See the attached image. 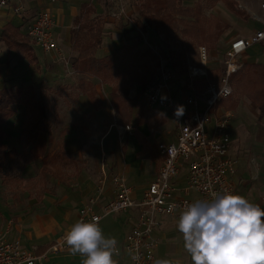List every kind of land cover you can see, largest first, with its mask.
Here are the masks:
<instances>
[{
	"label": "rangeland",
	"instance_id": "rangeland-1",
	"mask_svg": "<svg viewBox=\"0 0 264 264\" xmlns=\"http://www.w3.org/2000/svg\"><path fill=\"white\" fill-rule=\"evenodd\" d=\"M64 1V0H59ZM100 5L99 16L104 21V29L102 37V43L99 47L101 51L113 43V46H119L124 43H136V39L144 42V48L155 50L165 60L166 64L176 74V79H180L184 82H188L186 79V69L188 64L197 63V48L198 46H205L209 51V73L206 77L200 78L194 82L196 94L201 93L199 85L201 81H207V84L211 82L209 80L210 72L212 71L218 78L222 70L221 60L224 56V51L233 38L238 36H245L251 33L253 30L260 26V19L262 12L259 10L260 0H232L238 8L243 9L246 16H238L234 12L230 11L223 1H218L213 7H205L201 24L206 26V18L209 16L217 17L221 22L228 25L222 33L219 35L216 43L212 48H209L203 43L193 44L188 38L180 37L174 41H167L162 34L156 33L153 30H146L141 32L136 25V21L139 20L138 4L135 0H123L124 12L119 16H112L113 12L117 11V4L111 0H98ZM183 6H193L196 0H180ZM35 11H30V17H25V21L30 24ZM109 18L110 20H107ZM141 19V18H140ZM39 48V47H38ZM36 48L37 50H39ZM36 50V51H37ZM135 51H138L137 46ZM179 53L183 55L182 63L179 66L173 65L172 61L175 55ZM72 54V60L74 54ZM41 58V69L33 72L31 64L24 58H20V63L14 69V76L12 72L9 75L0 77V87H16L25 84H34L37 86L40 84L45 89L50 88L46 92V100L48 103V115L51 122V130L53 134L50 142L48 143L46 153L51 155L56 153L57 146L63 142L65 137L64 126L71 125V129L77 131L79 140L83 146L86 145L82 152V159L75 168H81L82 165L91 169L94 166L93 160L95 147L93 143L97 142L98 136L101 132L108 128L109 130H121L123 123L117 117L116 113L107 106V97L102 96V92L99 93L101 101L105 103V108H101L98 112H94L93 106L89 102H78L77 94L75 91L79 80L84 82L83 75H77L70 67L68 57L67 63L65 59H59L58 61H50L47 56L39 55ZM57 57V56H56ZM250 59L251 62H263L264 63V43L260 45H254L251 49L241 54L242 59ZM7 64L13 62L7 55L2 56ZM157 60H155V70L157 78ZM249 62V61H248ZM5 69H9V65L5 66ZM52 79L46 80L47 76ZM45 79V80H44ZM47 84L50 85V87ZM179 80L175 81L178 84ZM172 84V83H171ZM170 84V85H171ZM150 85V84H149ZM146 88V87H145ZM144 88V89H145ZM171 91L174 87L171 85ZM142 94L143 90H138ZM200 95V94H199ZM231 96H233V91ZM104 98V99H103ZM234 99V98H232ZM237 106L231 110V136L233 138L232 153L236 154L240 158L243 168L240 172L245 173L243 176V185L238 189L237 194L245 197L249 202L259 205L264 210V117L258 120V109L255 107L245 96H238ZM73 100L74 102H71ZM102 103V102H101ZM103 105V104H102ZM104 107V106H103ZM12 109V115L9 116L4 123L0 125L1 129H5V137L3 142L8 148H16L21 150L18 143V128L25 116V109L22 105L13 104L10 106ZM225 108V107H224ZM107 117V119L105 118ZM109 118V119H108ZM106 119V120H105ZM5 124V125H4ZM103 125V126H102ZM96 130H99L98 132ZM99 133V134H97ZM73 154V153H72ZM99 154V152L97 153ZM105 155V154H104ZM100 155L97 158L96 166L100 169V177L96 178L98 181H106L109 179L111 183V177L114 175L116 162L112 159L107 163L106 157ZM74 157V156H73ZM104 166V167H103ZM42 163L40 158L31 159L29 163H23L15 161L11 164L10 169H4V172L0 174V227L3 226V222L9 216L13 222L18 218H23V215H33L36 211H42V209H49L50 201L55 193H60V188L57 186L56 180L52 175L44 170H41ZM106 168L109 169L107 173ZM74 166L69 168H63V172L67 176H73L75 174ZM76 170V169H75ZM69 171H71L69 173ZM87 171V170H86ZM75 177V176H74ZM53 203V202H52ZM57 205V203H56ZM5 228V227H4ZM4 230V229H3ZM3 230L0 228V234H3ZM126 230H122L119 238H123ZM61 233L56 237H50L47 243L57 239ZM174 236L166 238L162 241L164 251L169 259L175 264H193L189 253L184 248L182 234L175 232ZM178 236V237H177ZM53 238V239H52ZM154 238L156 243L159 244L161 240L158 237ZM182 241V242H181ZM161 242V243H162ZM156 244V245H157ZM178 247V251L175 248ZM64 249L61 252H65ZM60 253V252H59ZM62 254L53 256L55 254L49 253L48 256L41 261L40 264H82L85 258H70L64 263L62 258L65 256Z\"/></svg>",
	"mask_w": 264,
	"mask_h": 264
},
{
	"label": "built area",
	"instance_id": "built-area-1",
	"mask_svg": "<svg viewBox=\"0 0 264 264\" xmlns=\"http://www.w3.org/2000/svg\"><path fill=\"white\" fill-rule=\"evenodd\" d=\"M11 1L0 0V7ZM111 1L117 3V11L112 16L121 15L124 12L123 0ZM259 9L262 12L260 26L248 35L229 41L221 60L220 75L215 82H209L200 95L196 94L194 82L209 73V51L205 46L197 48V63L187 65L188 82L182 81L184 95L180 99L164 93L177 77L161 55L151 48L157 55V78L143 90L142 98L148 110H162L173 122L177 129L176 138L172 142L158 143L162 164L139 199L131 197L132 188L123 175H114L111 177L112 196L109 200L101 201L105 181H100L94 193L78 209L74 222H91L96 217L99 223L107 215L137 209L136 219L123 242L128 264H155L157 243L153 231L160 226V216L173 215L179 219L180 213L192 202L212 200L217 194L226 192L234 194L232 177L237 171V158L230 155L231 110L217 104L232 94L230 77L243 65L241 54L253 45L264 43V0L259 1ZM13 11L21 15L23 4L14 5ZM53 26L50 11L41 9L26 27L25 33L33 45L45 53H55L67 63L52 32ZM180 105L184 106V114L177 117L175 111ZM123 128L129 130L131 127L125 124ZM183 168L186 172L184 183L177 185L173 179ZM170 205H173L171 211ZM66 232L41 253H37L35 248L24 247L17 239L7 240L4 233L0 234V264H40L49 253H59L68 248L64 240Z\"/></svg>",
	"mask_w": 264,
	"mask_h": 264
},
{
	"label": "crops",
	"instance_id": "crops-1",
	"mask_svg": "<svg viewBox=\"0 0 264 264\" xmlns=\"http://www.w3.org/2000/svg\"><path fill=\"white\" fill-rule=\"evenodd\" d=\"M115 2V1H113ZM22 3L24 7V11L21 15H16L13 11V6ZM82 3H91L96 10V14L99 15L100 5L98 0H64L59 1L56 0L51 2L49 0H12L8 5L0 7V32L6 24H11L14 26L20 34H22L23 38L27 39L29 44L34 48L40 63L41 69V58L40 54L45 55L48 57L50 61H58V56L53 52L45 53L40 48L33 45V43L27 38L25 30L26 27L29 25L25 17H30V11H35L32 20L29 21L30 23L33 21L36 13L41 9H47L52 14L54 19V26L52 28V32L57 43L62 48V53L64 57H68L69 61L72 60V54H74V59L70 62V67L73 69V61L76 57V52L71 49L69 43V30L72 27L73 19L79 12L80 5ZM115 4H117L115 2ZM260 10V9H259ZM107 20H110L107 18ZM152 30L151 28H146V30ZM105 30V29H103ZM105 37H102L104 40ZM102 43V42H101ZM106 47L101 51L99 48L96 51L97 57H102L115 48L119 46H113V43H108ZM135 47L137 46L138 51L137 53L144 51L147 48L142 49L144 46V42L138 41ZM260 45V44H256ZM255 45V46H256ZM251 46L249 49H251ZM38 48L39 50H37ZM149 49V48H148ZM37 50V51H36ZM247 50V51H248ZM0 54H1V62H0V77L1 76H8L9 72L13 73L14 76V69L18 66L21 62L18 53L14 50L8 49L6 44L0 40ZM5 55L9 56L13 62L7 64L5 59ZM57 56V57H56ZM256 57H251L248 59H242L244 62H251L250 59ZM25 59V58H24ZM27 60V59H26ZM28 61V60H27ZM29 62V61H28ZM30 63V62H29ZM31 64V63H30ZM9 65V69L6 70L5 66ZM32 66V64H31ZM33 72L36 73L34 67H31ZM74 71V69H73ZM75 72V71H74ZM77 75H83L84 82L79 80L77 88L75 91H78L77 94L78 102H89L93 106L89 94V89H93L96 95L98 102L101 103V107H94L93 111L98 112L101 108H105V103L101 101L99 93L102 92V96L107 97V106H109L114 113V109L111 107L110 104V97L109 91L110 86L107 84H101L100 81L91 75L81 74L75 72ZM47 76V75H46ZM52 79L51 77L47 76L46 80ZM45 80V79H44ZM179 80L178 84L175 81ZM182 80L179 78L172 82V86L174 87L173 91H171L170 87L168 91L164 93H169L172 97L176 99L183 98V90L181 89ZM34 85V84H33ZM50 87L49 84H47ZM139 87L137 85H132L130 95L135 93H139ZM144 90V89H143ZM141 91V90H140ZM142 98V95L140 93ZM104 99V98H103ZM71 102H74L71 100ZM142 102L144 105L145 112L136 117L137 108L132 109V114L128 121L122 120V118L116 113L117 117L121 120V122L130 125L129 130H109L106 128L101 132V136H98L97 142L93 143L95 149V155L93 162L95 163L94 166L89 169L82 165L81 168H75V166L82 161V152L84 151L83 148L86 147L85 144H81L79 140V135L76 130L71 129V125L67 124L64 126L65 137L63 142L57 146L56 152L60 148H64L69 153L70 158L73 159L71 163L68 165H59L60 168L57 171L53 168L52 163L50 162L45 166V168H51L54 173L49 172L54 180L57 182L58 188H60V193H55L52 196V201L48 208L42 209V211H36L33 215L29 213L23 215V218H18L15 222L12 221L9 216L3 222V226L0 227L3 230L4 238L7 240H14L17 239L21 242V244L26 248H35L36 251L40 250L42 247L49 245L51 242L47 243L50 237H56L60 233H65L75 222L77 217V211L84 203V201L94 193L95 188L97 187L98 183H96V178L100 177V169H97L96 166L97 158L100 155H104L106 157L107 163H109L112 159L116 162L114 174L123 175L126 178L127 185L132 188L131 197L134 199H139L143 190L146 188L149 182H151L162 164V156L157 149V145L159 142H172L176 138L177 129L173 122L164 114L162 110H148L144 104L143 98ZM103 104V105H102ZM220 107H224L223 105L217 104ZM104 106V107H103ZM107 119V117H105ZM105 119V120H106ZM109 119V118H108ZM5 125V124H4ZM123 125V126H124ZM103 126V125H102ZM5 132V129L3 128ZM20 128H18V133ZM97 132L99 130H96ZM53 134V130H51L50 140ZM99 134V133H97ZM5 137V136H4ZM230 139H231V146H230V155L236 156V154L232 153L233 148V138L231 136V126H230ZM48 141V143L50 142ZM48 146V144H47ZM81 149L83 151H81ZM47 150V148H46ZM99 152V154H97ZM73 153V154H72ZM54 154V153H52ZM51 154V155H52ZM49 155V156H51ZM74 156V157H73ZM237 158V171L236 174L232 177V183L234 185L235 191L234 194H237L238 189L243 185V176L245 173L240 172L243 168L241 164L240 158ZM37 159V158H35ZM41 160V159H40ZM29 163V162H28ZM42 163V162H41ZM74 166L75 174L73 176H67L63 172V168H69ZM104 167V166H103ZM43 168V164L41 170ZM76 169V170H75ZM107 173H109V169L106 168ZM87 170V171H86ZM45 171V170H44ZM48 172V171H47ZM57 172V176L55 173ZM71 171H69L70 173ZM185 168H183L177 177L173 179V181L177 185H183L184 178H185ZM103 193L101 197V201L105 202L109 200L112 196V185L107 179L104 183ZM192 195V194H191ZM53 202V203H52ZM57 203V205H56ZM137 216V209H131L123 213L119 214H111L103 217L99 221V226L103 231L105 237L115 238L117 241L116 250L113 253V260L116 264H128V258L123 250V242L126 233L130 230L131 226L133 225ZM161 223L160 226L155 228L153 231V235L158 237L160 241L159 244L156 245L155 249V261L157 260H169L172 264H175L171 259L168 258L166 252L164 251L163 242L166 238L173 237L174 233L178 231L177 223L178 218L173 215H163L159 217ZM5 227V228H4ZM122 230H126L123 238H119ZM178 237V236H177ZM53 239V238H52ZM54 241V240H53ZM162 242V243H161ZM182 242V241H181ZM184 243V241H183ZM178 251V247L175 248ZM180 252V251H178ZM55 253V255L62 254ZM65 256L62 258L61 261L64 263L66 260L70 258H85L80 254L73 255L69 249L63 253ZM48 256V255H47ZM49 257V256H48ZM67 263V262H66Z\"/></svg>",
	"mask_w": 264,
	"mask_h": 264
},
{
	"label": "trees",
	"instance_id": "trees-1",
	"mask_svg": "<svg viewBox=\"0 0 264 264\" xmlns=\"http://www.w3.org/2000/svg\"><path fill=\"white\" fill-rule=\"evenodd\" d=\"M138 4L139 20L136 25L141 32L151 28L162 34L167 41H174L180 37L188 38L193 44L203 43L212 48L222 31L228 27L215 16L206 18V26L201 24L205 17L204 8L213 7L218 1L238 16H246L245 11L238 8L232 0H196L193 6H183L180 0H135ZM141 18V19H140ZM104 21L96 14L91 3H82L78 14L73 19L69 30V43L76 52L73 69L77 73L96 77L101 84L110 86V104L114 111L124 121H128L132 109L137 108L136 117L145 112L140 93L130 95L132 85L143 90L156 80L155 60L157 55L151 49L137 53L135 43H124L110 53L97 57L96 51L102 42ZM2 40L8 49L14 50L22 58L27 59L35 70L40 69L39 58L34 48L22 34L12 26L6 24L0 32ZM136 39V42H138ZM183 55L174 56L172 64L179 66ZM157 63V62H156ZM209 80L215 82L217 76L210 72ZM233 96L219 102L226 109L237 106L238 96H245L258 109V120L264 117V63L244 62L240 70L230 77ZM200 90H203L207 81L199 80ZM45 89L40 84H30L16 87H0V125L12 115L13 104L22 105L25 116L20 123L17 137L21 150L8 148L3 142L5 132L0 127V174L4 169H10L15 161L28 163L31 159L40 158L43 170L54 173L51 168H45L50 162L53 168L59 170V165H68L73 161L69 153L60 148L49 156L46 153L51 136V122L48 115V103ZM46 91V92H45ZM90 100L94 107H101L94 90L89 89ZM142 95V94H141ZM234 98V99H232ZM57 176V172L55 173ZM48 246V245H47ZM47 246L37 253L43 252Z\"/></svg>",
	"mask_w": 264,
	"mask_h": 264
},
{
	"label": "clouds",
	"instance_id": "clouds-1",
	"mask_svg": "<svg viewBox=\"0 0 264 264\" xmlns=\"http://www.w3.org/2000/svg\"><path fill=\"white\" fill-rule=\"evenodd\" d=\"M183 114L184 106H177L175 115ZM177 228L193 264H264V210L241 195L226 192L188 204ZM64 240L73 255L85 257L82 264H116L117 241L105 237L96 217L75 223Z\"/></svg>",
	"mask_w": 264,
	"mask_h": 264
}]
</instances>
